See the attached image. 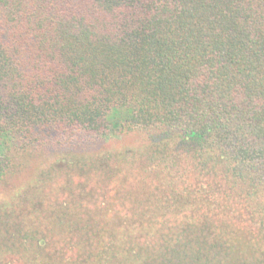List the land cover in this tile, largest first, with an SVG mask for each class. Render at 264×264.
<instances>
[{"label":"trees","instance_id":"trees-1","mask_svg":"<svg viewBox=\"0 0 264 264\" xmlns=\"http://www.w3.org/2000/svg\"><path fill=\"white\" fill-rule=\"evenodd\" d=\"M5 187L0 264H264V0H0Z\"/></svg>","mask_w":264,"mask_h":264},{"label":"rangeland","instance_id":"rangeland-1","mask_svg":"<svg viewBox=\"0 0 264 264\" xmlns=\"http://www.w3.org/2000/svg\"><path fill=\"white\" fill-rule=\"evenodd\" d=\"M133 141H134V139H132V138H130V137H124V138H121V139H117V141H115V142H111V143H103L102 144V146H104V147H106V148H115L116 146H121V145H123V144H127V145H130L131 143H133ZM136 142V141H135ZM101 145V144H100ZM100 145H98V146H100ZM59 155V154H58ZM57 156V155H56ZM59 163H64V162H59ZM59 163H56V164H59ZM25 175V174H24ZM23 178H24V176H23ZM32 178V175L31 174H28L27 176H26V178L25 179H23V180H21V182H22V184H26L27 182H29V179H31ZM16 181H18V179H16ZM10 187H12V185L10 186ZM10 187H5L6 189H4V190H0V199H2V198H4V197H6L7 195V192H8V189L10 188Z\"/></svg>","mask_w":264,"mask_h":264}]
</instances>
